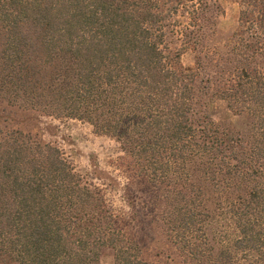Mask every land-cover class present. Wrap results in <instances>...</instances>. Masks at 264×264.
<instances>
[{"label": "trees", "instance_id": "1", "mask_svg": "<svg viewBox=\"0 0 264 264\" xmlns=\"http://www.w3.org/2000/svg\"><path fill=\"white\" fill-rule=\"evenodd\" d=\"M0 0V102L89 124L185 264H264V0ZM192 53V66L181 55ZM222 100L240 119L216 123ZM159 264L61 150L0 128V264Z\"/></svg>", "mask_w": 264, "mask_h": 264}, {"label": "rangeland", "instance_id": "2", "mask_svg": "<svg viewBox=\"0 0 264 264\" xmlns=\"http://www.w3.org/2000/svg\"><path fill=\"white\" fill-rule=\"evenodd\" d=\"M213 1L221 9L217 29L220 34L229 33L237 24L239 6L235 0ZM180 60L183 67L192 66V53L185 51ZM207 110L216 123L231 121L238 128L242 123L222 100L210 101ZM0 128L18 129L42 143L58 147L83 182L100 190L116 215L118 226L141 247L144 260L185 264L162 234L161 223L154 222L156 212L149 184L127 170L120 143L114 138L95 133L89 124L81 121L48 116L6 102H0ZM100 264H114L110 249L102 251Z\"/></svg>", "mask_w": 264, "mask_h": 264}]
</instances>
